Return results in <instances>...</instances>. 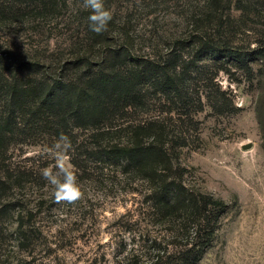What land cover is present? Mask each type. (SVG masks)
<instances>
[{
    "label": "rangeland",
    "instance_id": "obj_1",
    "mask_svg": "<svg viewBox=\"0 0 264 264\" xmlns=\"http://www.w3.org/2000/svg\"><path fill=\"white\" fill-rule=\"evenodd\" d=\"M252 1L242 10L238 0H104L114 31L106 52L119 47L122 34L129 32L137 54L161 65L168 62L174 74L192 75L189 97L159 91L148 100L150 112L124 121L118 127L122 131L112 136L127 142L128 132L123 130L137 126L140 119L164 120L169 143L177 147L176 156L186 170V186L227 205L214 242L199 264H264L262 63L253 62L249 75L238 70L234 60L198 55L200 45L195 44L204 35L202 29L214 34L215 25L207 29L195 22L213 10L232 25L234 45L264 47V0ZM0 11L7 13L0 21L2 51L11 48L25 59L63 63L88 43L91 10L83 0H63L59 11L36 16L25 4L0 0ZM215 62L228 69L219 72L214 86L226 92L228 110L223 114L210 107L206 97L211 90L206 92L204 79L212 76ZM207 65L210 72L200 75ZM91 132L79 134L80 141L93 147ZM40 142L18 145L8 153L9 161L25 165L28 177L0 197V203L12 205L10 214L0 219L1 238L6 237L0 243V264H147L160 247L172 251L169 243L176 228L147 202L151 184L110 162H86V172L79 171L70 156L81 196L75 202H57L53 186L41 175L42 168L54 163L44 153L53 142ZM247 144L252 147L245 149ZM19 213L32 226L28 247L17 240Z\"/></svg>",
    "mask_w": 264,
    "mask_h": 264
},
{
    "label": "trees",
    "instance_id": "obj_2",
    "mask_svg": "<svg viewBox=\"0 0 264 264\" xmlns=\"http://www.w3.org/2000/svg\"><path fill=\"white\" fill-rule=\"evenodd\" d=\"M10 1L27 5L29 14L36 16L59 11L63 0ZM252 2L238 0L237 8L244 10ZM6 14L0 11V21H4ZM222 18L211 10L195 21L207 29L216 27L214 34L207 33L206 29L200 31L204 35L195 41L200 45L197 54L212 55L217 61L220 57L223 61L234 60L238 70L249 75L253 72V62L261 61L264 72L263 45L255 50L234 45L230 37L233 27ZM110 26L109 22L102 33L89 28L88 43L65 63L25 59L11 48L0 50V197L6 196L13 187L22 186L28 177L21 161H9L11 148L41 144V140L54 142L63 132L75 146L70 156L77 170L86 172V162L94 160L110 162L112 166L123 165L127 172L151 184L152 197L147 202L162 220L175 226L177 234L169 243L172 251L159 246L147 264H199L214 242L227 205L186 186V170L176 156L177 147L169 143L164 120L140 119L137 126L123 130L128 132L127 142H118L112 136L122 131L118 127L124 121L150 112L148 100L159 91L189 97L188 79L192 75L174 74L168 62L161 65L156 59L137 54L129 32L122 34L119 47L106 52L108 39L114 32ZM215 63L212 76L204 79L206 92L211 90L206 97L208 105L223 114L228 110L226 92L214 86L219 72L228 69ZM210 69L205 66L200 75ZM79 131H92L95 145L91 147L80 141ZM11 208L10 203H0V219L10 214ZM17 223L19 244L30 246L34 237L31 224L22 213ZM2 235L0 243L6 238H1Z\"/></svg>",
    "mask_w": 264,
    "mask_h": 264
},
{
    "label": "clouds",
    "instance_id": "obj_3",
    "mask_svg": "<svg viewBox=\"0 0 264 264\" xmlns=\"http://www.w3.org/2000/svg\"><path fill=\"white\" fill-rule=\"evenodd\" d=\"M86 9H90L88 16L89 28L95 33L107 30L112 15L105 8L104 0H83ZM73 149L71 138L61 132L51 145H46L44 153L54 163L41 169L42 177L54 188V197L57 202L77 201L81 196V190L77 177L69 164L70 152Z\"/></svg>",
    "mask_w": 264,
    "mask_h": 264
},
{
    "label": "water",
    "instance_id": "obj_4",
    "mask_svg": "<svg viewBox=\"0 0 264 264\" xmlns=\"http://www.w3.org/2000/svg\"><path fill=\"white\" fill-rule=\"evenodd\" d=\"M251 147H252L251 144L244 145V148H245V149H249V148H251Z\"/></svg>",
    "mask_w": 264,
    "mask_h": 264
}]
</instances>
